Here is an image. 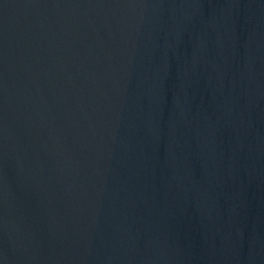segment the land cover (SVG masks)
Masks as SVG:
<instances>
[{
	"label": "water",
	"instance_id": "obj_1",
	"mask_svg": "<svg viewBox=\"0 0 264 264\" xmlns=\"http://www.w3.org/2000/svg\"><path fill=\"white\" fill-rule=\"evenodd\" d=\"M0 264H264V0H0Z\"/></svg>",
	"mask_w": 264,
	"mask_h": 264
}]
</instances>
